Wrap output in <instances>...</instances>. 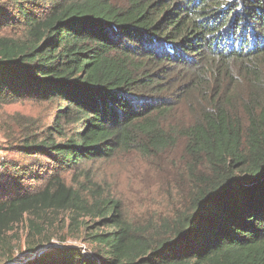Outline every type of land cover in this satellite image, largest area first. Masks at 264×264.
Segmentation results:
<instances>
[{
    "label": "trees",
    "instance_id": "trees-1",
    "mask_svg": "<svg viewBox=\"0 0 264 264\" xmlns=\"http://www.w3.org/2000/svg\"><path fill=\"white\" fill-rule=\"evenodd\" d=\"M0 119L3 263L67 218L93 258L22 264H264V0H0ZM118 153L178 156L139 223L93 175Z\"/></svg>",
    "mask_w": 264,
    "mask_h": 264
},
{
    "label": "rangeland",
    "instance_id": "rangeland-1",
    "mask_svg": "<svg viewBox=\"0 0 264 264\" xmlns=\"http://www.w3.org/2000/svg\"><path fill=\"white\" fill-rule=\"evenodd\" d=\"M17 109L19 111L24 110L21 108ZM25 111L33 112V105L27 103V109ZM6 125V123L2 124L0 119V161L3 164V172L7 166L6 160L11 159L25 162L15 151L5 149L6 147L4 146L6 144L3 132H8L9 130V127ZM175 153L177 154V152ZM177 157L176 155L170 154L166 157L157 154L153 157L146 158L138 153H118L110 160L94 162L93 167L97 170L93 175L104 190H107V195L118 201L121 217L125 220L139 223L145 218L156 214L158 208L160 210L166 206L165 204L168 202L166 198V186L170 177L169 170L164 164L171 162L176 164L178 161ZM156 167L161 169V186L151 189L153 182L151 170ZM70 179L71 177L67 178L68 181ZM46 231L47 233H51L50 231L61 232L60 235L57 233L49 235L48 244H52L50 247L81 246L94 252L95 245L90 240L82 234L75 235L73 230L69 231L67 218H65L64 223H60L59 218L56 219L52 228L48 226ZM26 232L27 230L23 223L7 234V240L10 241V246L13 248L12 262L14 263H25L27 258H31V255L37 248L45 245L42 244L33 250L30 249L32 247H29L30 243L26 242ZM48 249L50 248L48 247ZM89 253L90 256L91 252ZM97 259L100 260L99 257ZM6 263L8 262L3 263V257L0 256V264Z\"/></svg>",
    "mask_w": 264,
    "mask_h": 264
},
{
    "label": "built area",
    "instance_id": "built-area-1",
    "mask_svg": "<svg viewBox=\"0 0 264 264\" xmlns=\"http://www.w3.org/2000/svg\"><path fill=\"white\" fill-rule=\"evenodd\" d=\"M2 168H3V164L1 163V161H0V175H2L3 174V171H2ZM50 246H52V244H45L44 246H41V247H39L38 249H36L35 250V252L31 255V258H27V259H30V260H32V259H34V258H36V257H38V256H40V255H42L47 249H48V247L49 248H51ZM54 247H56V246H54ZM60 247H63V246H60ZM79 248L81 249V251L83 252V253H86L88 256H89V252H88V250L86 249V247H81V246H79ZM89 253V254H88ZM92 258V257H91ZM13 261V260H12ZM12 261H9L8 263H6V264H22L23 262H20V263H14V262H12ZM27 262V261H26Z\"/></svg>",
    "mask_w": 264,
    "mask_h": 264
},
{
    "label": "water",
    "instance_id": "water-1",
    "mask_svg": "<svg viewBox=\"0 0 264 264\" xmlns=\"http://www.w3.org/2000/svg\"><path fill=\"white\" fill-rule=\"evenodd\" d=\"M38 249V248H37ZM30 259H27L26 261H29Z\"/></svg>",
    "mask_w": 264,
    "mask_h": 264
}]
</instances>
